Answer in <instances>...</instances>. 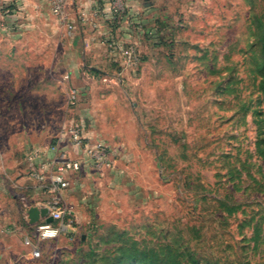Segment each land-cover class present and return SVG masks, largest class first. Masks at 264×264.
Segmentation results:
<instances>
[{
    "label": "rangeland",
    "instance_id": "1",
    "mask_svg": "<svg viewBox=\"0 0 264 264\" xmlns=\"http://www.w3.org/2000/svg\"><path fill=\"white\" fill-rule=\"evenodd\" d=\"M169 1L113 21L131 69L105 46L71 63L57 19L0 30V264H264V0ZM78 122L110 146L113 186L74 176L72 227L40 239L29 156Z\"/></svg>",
    "mask_w": 264,
    "mask_h": 264
},
{
    "label": "built area",
    "instance_id": "2",
    "mask_svg": "<svg viewBox=\"0 0 264 264\" xmlns=\"http://www.w3.org/2000/svg\"><path fill=\"white\" fill-rule=\"evenodd\" d=\"M49 3L52 15L60 22L68 33L76 31L81 25L94 34L97 45V31L102 32L103 46L111 54L122 51L121 66L126 69L136 67L140 63L139 54L134 46H124L117 43L112 36H105L104 31H112L113 21L120 19L127 12V0H106L105 6H92L89 10L76 9L74 14L68 10V0H46ZM71 103L79 99L76 89L70 91ZM44 150V151H43ZM40 151L32 152L29 159L32 163L31 178L42 183L43 192L50 196L39 203V207H48L54 222L47 223L40 218L34 227L37 236L48 239L56 236L63 229L61 224L65 214V191L73 183V175L82 173L86 167L97 169L112 168L115 157L110 146L103 140L89 138L84 123L72 124L56 140ZM48 153L53 154L52 157ZM33 256H40L38 248L33 250ZM11 264H21L14 261Z\"/></svg>",
    "mask_w": 264,
    "mask_h": 264
},
{
    "label": "crops",
    "instance_id": "3",
    "mask_svg": "<svg viewBox=\"0 0 264 264\" xmlns=\"http://www.w3.org/2000/svg\"><path fill=\"white\" fill-rule=\"evenodd\" d=\"M155 1H162L165 4H169L170 2L169 0H127V12H129L130 14H140L142 13L141 8L143 6H145L146 9L152 7ZM96 4L98 6L103 7L106 5V0H68V10L71 14H74V11L76 9L80 8L84 10H89L92 6H95ZM163 9L166 8L163 7ZM48 19L57 22L56 18L52 15L50 11L49 3L46 0H0V30L4 33H9L11 31H21L24 28H40L48 24ZM125 26V22L122 24L120 23L118 26L119 28L115 29V27H113L112 30L117 33V31H120L122 28H125ZM113 31L106 30L104 31V35H114ZM100 35H103L102 32L97 31L96 45L94 34L91 33V31L87 28H84L79 25L75 31L74 38L69 43V47L74 52V54L77 55L75 56V58L72 59L71 63L78 66H80L82 63L85 67V57L83 58V53H85L84 50H88L89 52L94 53V57L95 59L97 58V61L103 60L100 59V55H103V53L100 52L104 49L103 44L100 43ZM80 50L82 52V57L78 56V51ZM97 51H99V54L95 53ZM83 73L85 74V72ZM86 130L89 138L103 140L99 138L101 133L99 132L97 126H90ZM112 168H103L95 170L94 168L86 167L83 171V174H85L84 176H86L91 181V184H93L95 187H97L98 185L100 186V189L103 190L107 187L113 186V179L111 175L116 171ZM76 175L79 174H75L73 175V177ZM66 197L67 196L65 195V200ZM27 224L29 225L28 222ZM59 224H61L63 228L72 227V224L70 225L68 223L67 225L65 223L66 225H64L62 221H60ZM32 252L33 251L30 250L26 254L22 255V259L26 261L32 260L34 258Z\"/></svg>",
    "mask_w": 264,
    "mask_h": 264
},
{
    "label": "water",
    "instance_id": "4",
    "mask_svg": "<svg viewBox=\"0 0 264 264\" xmlns=\"http://www.w3.org/2000/svg\"><path fill=\"white\" fill-rule=\"evenodd\" d=\"M40 218H45L47 223L54 222V218L50 215L48 207H39L37 205L32 206L28 210V219L31 223H36Z\"/></svg>",
    "mask_w": 264,
    "mask_h": 264
},
{
    "label": "trees",
    "instance_id": "5",
    "mask_svg": "<svg viewBox=\"0 0 264 264\" xmlns=\"http://www.w3.org/2000/svg\"><path fill=\"white\" fill-rule=\"evenodd\" d=\"M261 88H262V91H263V94H264V77L263 79L261 80ZM262 152H264V147L261 148ZM57 223V222H56ZM55 223V224H56ZM133 258V256H131ZM130 257V258H131ZM116 259H119V262L117 263H112V264H123L124 263V260L121 259V257H116ZM134 260H138L136 257H134ZM130 262V261H129ZM130 264V263H129ZM141 264H148V263H144V261L141 260Z\"/></svg>",
    "mask_w": 264,
    "mask_h": 264
}]
</instances>
